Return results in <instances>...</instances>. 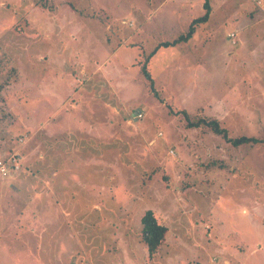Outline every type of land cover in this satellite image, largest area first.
I'll return each mask as SVG.
<instances>
[{"label": "rangeland", "instance_id": "1", "mask_svg": "<svg viewBox=\"0 0 264 264\" xmlns=\"http://www.w3.org/2000/svg\"><path fill=\"white\" fill-rule=\"evenodd\" d=\"M185 1L0 0V264H264V0H209L150 89Z\"/></svg>", "mask_w": 264, "mask_h": 264}, {"label": "trees", "instance_id": "2", "mask_svg": "<svg viewBox=\"0 0 264 264\" xmlns=\"http://www.w3.org/2000/svg\"><path fill=\"white\" fill-rule=\"evenodd\" d=\"M203 7L205 9L204 13L192 19L188 25L187 30L184 33L178 35L176 38L172 40H165V41H161L157 43L154 46V48L146 56L144 63L141 66V72L144 75V77L148 80L150 89L153 88V80L151 78L149 70L147 69V63L149 61V58L161 46L163 47L174 46L175 44L179 42L188 40L193 35L196 25L205 22L209 17L211 8H210V4L208 0H204ZM182 113L187 119L188 127L205 126L209 128L212 132L223 136L227 141L231 142L234 146H237L243 143L263 142V140L257 137H253V136L242 135V136H237V137H230L228 136V132L226 128L219 125L216 119L201 117V118H197L193 120V119H190V117L187 115L185 111H182ZM140 221H141V240L146 246L148 255L152 256L154 253H156V251L163 244L167 228L163 224L157 221L153 212L150 209L144 212Z\"/></svg>", "mask_w": 264, "mask_h": 264}, {"label": "crops", "instance_id": "3", "mask_svg": "<svg viewBox=\"0 0 264 264\" xmlns=\"http://www.w3.org/2000/svg\"><path fill=\"white\" fill-rule=\"evenodd\" d=\"M253 1V0H252ZM208 2H209V0H208ZM254 2V1H253ZM209 4H210V2H209ZM177 5L179 6V7H183V8H185V9H187L189 6H187L186 5V1L185 0H178V2H177ZM211 7V6H210ZM201 8H203L204 9V7H203V4L201 3ZM205 10V9H204ZM193 17V15L192 14H188V21L185 23V24H188L189 23V19H191ZM196 18V17H195ZM194 19V18H193ZM208 19H209V17H208ZM208 19L205 21V22H203V23H200V24H204V23H206L207 21H208ZM191 22V21H190ZM244 25H246V24H244ZM262 28L263 27H260V28H258V30L260 29V30H262ZM230 29H234V28H230ZM239 32H240V30H239ZM197 37V35L196 34H193L189 39H193V38H195V37ZM176 38V37H175ZM174 39V38H173ZM188 39V40H189ZM172 40V39H171ZM188 40H186V43L188 42ZM184 42V41H183ZM159 43V42H158ZM180 43H182V42H179V43H177V44H175L174 46H176L177 47V49H178V45L180 44ZM157 44V43H156ZM155 44V45H156ZM163 46H161V47H159L156 51H155V53L156 52H158V50L160 49V48H162ZM153 56V55H152ZM152 56L150 57L151 58V60H152Z\"/></svg>", "mask_w": 264, "mask_h": 264}, {"label": "built area", "instance_id": "4", "mask_svg": "<svg viewBox=\"0 0 264 264\" xmlns=\"http://www.w3.org/2000/svg\"><path fill=\"white\" fill-rule=\"evenodd\" d=\"M255 3H259L260 2V0H253ZM231 35H233V34H231ZM5 162L2 160V161H0V170H1V172L3 173V174H7V173H9V170H8V167L6 168L5 167ZM13 165H14V168L15 169H17L19 166H18V164L16 163V161L13 159Z\"/></svg>", "mask_w": 264, "mask_h": 264}]
</instances>
